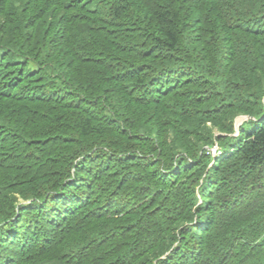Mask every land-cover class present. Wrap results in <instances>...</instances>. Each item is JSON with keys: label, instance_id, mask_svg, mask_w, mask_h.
Wrapping results in <instances>:
<instances>
[{"label": "trees", "instance_id": "obj_1", "mask_svg": "<svg viewBox=\"0 0 264 264\" xmlns=\"http://www.w3.org/2000/svg\"><path fill=\"white\" fill-rule=\"evenodd\" d=\"M0 264H264V0H0Z\"/></svg>", "mask_w": 264, "mask_h": 264}, {"label": "rangeland", "instance_id": "obj_2", "mask_svg": "<svg viewBox=\"0 0 264 264\" xmlns=\"http://www.w3.org/2000/svg\"><path fill=\"white\" fill-rule=\"evenodd\" d=\"M245 116V115H244ZM243 115H240V116H237L236 117V119H235V123L236 124H238V126L239 125H241L242 123H243V120H245V118L246 117H244ZM244 117V118H243ZM214 130H215V128H214ZM219 131H217V133H218ZM216 151V149L215 148H213V152H215Z\"/></svg>", "mask_w": 264, "mask_h": 264}, {"label": "water", "instance_id": "obj_3", "mask_svg": "<svg viewBox=\"0 0 264 264\" xmlns=\"http://www.w3.org/2000/svg\"><path fill=\"white\" fill-rule=\"evenodd\" d=\"M244 117L248 118L249 116H244ZM244 117H243V118H244ZM236 127H238V124H236Z\"/></svg>", "mask_w": 264, "mask_h": 264}]
</instances>
